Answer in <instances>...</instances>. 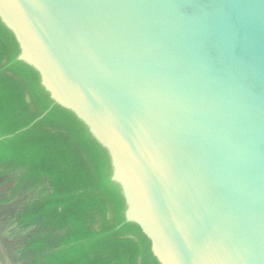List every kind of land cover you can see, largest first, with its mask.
<instances>
[{"label":"water","instance_id":"1","mask_svg":"<svg viewBox=\"0 0 264 264\" xmlns=\"http://www.w3.org/2000/svg\"><path fill=\"white\" fill-rule=\"evenodd\" d=\"M0 20L160 264H264V0H0Z\"/></svg>","mask_w":264,"mask_h":264},{"label":"trees","instance_id":"2","mask_svg":"<svg viewBox=\"0 0 264 264\" xmlns=\"http://www.w3.org/2000/svg\"><path fill=\"white\" fill-rule=\"evenodd\" d=\"M18 55L0 20V178L16 172L12 194L37 188L16 217L20 229L38 226L23 264H160L125 219L105 148Z\"/></svg>","mask_w":264,"mask_h":264},{"label":"rangeland","instance_id":"3","mask_svg":"<svg viewBox=\"0 0 264 264\" xmlns=\"http://www.w3.org/2000/svg\"><path fill=\"white\" fill-rule=\"evenodd\" d=\"M15 174L8 173L5 179L4 176L0 178V264H22L29 257L24 247L30 232L17 231L13 218L33 198L37 188L27 193H24L26 190H19L12 194L10 188L16 181ZM7 184L11 185L7 187ZM30 226L38 227L36 224Z\"/></svg>","mask_w":264,"mask_h":264},{"label":"built area","instance_id":"4","mask_svg":"<svg viewBox=\"0 0 264 264\" xmlns=\"http://www.w3.org/2000/svg\"><path fill=\"white\" fill-rule=\"evenodd\" d=\"M48 188H49V186H48ZM30 190H28V192H29ZM24 193H27V192H24ZM36 193V192H35ZM35 195V194H34ZM33 198H34V196H33ZM24 207V206H23ZM22 207V208H23ZM21 208V209H22ZM38 229V227H32V226H28V227H26L23 231H20V232H25V231H27V232H30L29 234H28V238H27V241H28V239H30L34 234H35V231ZM27 241H26V245H27ZM25 245V246H26ZM24 263V262H23ZM22 263V264H23Z\"/></svg>","mask_w":264,"mask_h":264},{"label":"flooded vegetation","instance_id":"5","mask_svg":"<svg viewBox=\"0 0 264 264\" xmlns=\"http://www.w3.org/2000/svg\"><path fill=\"white\" fill-rule=\"evenodd\" d=\"M9 185H11V184H9ZM9 185H8L7 187H9ZM20 190L24 191L23 189H20ZM25 192H28V191L26 190ZM10 194H11V193H10ZM30 199H32V198H30ZM27 202H28V201H27ZM19 212H20V210H19ZM19 212H18V213H19ZM16 217H17V213H16V215H15L14 218H13V219L15 220V228H16L17 231H23L25 228H24V229H20V228L17 226ZM29 226H30V225H29ZM27 227H28V226H27Z\"/></svg>","mask_w":264,"mask_h":264}]
</instances>
